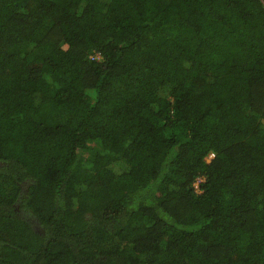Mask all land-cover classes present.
I'll return each mask as SVG.
<instances>
[{"label": "trees", "instance_id": "16d2710c", "mask_svg": "<svg viewBox=\"0 0 264 264\" xmlns=\"http://www.w3.org/2000/svg\"><path fill=\"white\" fill-rule=\"evenodd\" d=\"M0 264H264V0H0Z\"/></svg>", "mask_w": 264, "mask_h": 264}, {"label": "clouds", "instance_id": "9594fccd", "mask_svg": "<svg viewBox=\"0 0 264 264\" xmlns=\"http://www.w3.org/2000/svg\"><path fill=\"white\" fill-rule=\"evenodd\" d=\"M92 58H96V59H102V54L100 52H96V54L92 55ZM212 158V157H211ZM210 159V156H209Z\"/></svg>", "mask_w": 264, "mask_h": 264}, {"label": "built area", "instance_id": "2783aa9c", "mask_svg": "<svg viewBox=\"0 0 264 264\" xmlns=\"http://www.w3.org/2000/svg\"><path fill=\"white\" fill-rule=\"evenodd\" d=\"M213 156H214V153H211V154H210V158L213 157Z\"/></svg>", "mask_w": 264, "mask_h": 264}]
</instances>
